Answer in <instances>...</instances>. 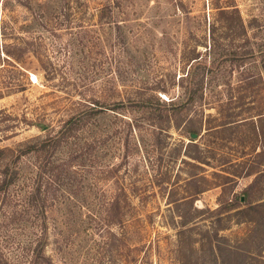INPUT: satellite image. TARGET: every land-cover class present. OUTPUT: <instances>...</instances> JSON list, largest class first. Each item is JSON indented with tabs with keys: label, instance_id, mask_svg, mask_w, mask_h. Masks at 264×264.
Listing matches in <instances>:
<instances>
[{
	"label": "rangeland",
	"instance_id": "obj_1",
	"mask_svg": "<svg viewBox=\"0 0 264 264\" xmlns=\"http://www.w3.org/2000/svg\"><path fill=\"white\" fill-rule=\"evenodd\" d=\"M94 101L53 151L22 152ZM2 182L12 264L43 236L41 264H264V0H0Z\"/></svg>",
	"mask_w": 264,
	"mask_h": 264
},
{
	"label": "trees",
	"instance_id": "obj_2",
	"mask_svg": "<svg viewBox=\"0 0 264 264\" xmlns=\"http://www.w3.org/2000/svg\"><path fill=\"white\" fill-rule=\"evenodd\" d=\"M232 56H236L239 55V52L236 50H233L230 52ZM196 56H193V58H195ZM199 59H195L194 62H192L190 64V67L188 70L185 71V77H184V83H183V89H184V93L186 95V99H193L196 94L198 93V91L201 88V83L204 77V68L203 70H201L200 72H196V68L197 65H199ZM169 102L163 101L162 104H172L175 105L178 103V101H172V99L168 100ZM141 103L143 105L146 106V104H148L147 106H149V102L147 100H141ZM110 105L114 106L117 104H122L121 101H114L112 103H109ZM152 106V105H151ZM101 106H98L97 103L90 105L89 107L83 109L82 111L78 112V113H74L72 115H70L68 118H66L63 122V124L61 125V127L54 133L49 134L46 138L43 139H38L36 141H31L28 142L27 144H25V146L21 149L22 152H29L32 150H44L46 152H51L53 151L56 146L68 135H71V132L80 124L81 120L84 119V117H87L90 114H95L96 112L100 111ZM193 128H187L185 130L186 134L188 136H191V133L193 132ZM193 158L197 159L198 161H200V157L198 156H192ZM256 172V171H255ZM41 173L42 170L40 171V177H38L37 180V184L34 186V188L32 189L31 193L28 196V200L29 203L33 206H35L38 209H42L43 205H42V180H41ZM260 176V171L257 172L254 175V178L252 179V181L248 184L247 186V191L248 189H250L254 183L258 180ZM205 178V175L202 174H198L195 173L194 175H192L188 181H192V180H197L199 181L200 179ZM12 181V178L10 179ZM8 181L7 183L11 182ZM5 182L0 183V192L2 189H4L5 187ZM203 188L200 187L198 189L197 192L201 191ZM245 190V192H246ZM117 204V203H116ZM112 205H114V202L112 203ZM110 204V207L112 206ZM234 203L232 199H228L226 197L222 198L220 200V204L218 206V208H216L215 211L220 212L221 210L223 211L224 208L225 210H228L232 207H234ZM192 209L193 212H199L202 211L203 208L202 207H197L192 205ZM207 210H209V208H207ZM181 216L183 217L180 221L182 222V225L185 224V222H187V218H185V214L181 213ZM185 216V217H184ZM196 225H189V226H185L182 227L180 229L177 230L179 237L184 234L187 231H190L191 229H193ZM45 236L40 237L36 243V246L33 250L31 259H30V263L29 264H41L44 262H50V259L48 257V255L46 254L45 250ZM0 264H12L11 260L8 256V254L6 253L4 247H2V245L0 244Z\"/></svg>",
	"mask_w": 264,
	"mask_h": 264
},
{
	"label": "water",
	"instance_id": "obj_3",
	"mask_svg": "<svg viewBox=\"0 0 264 264\" xmlns=\"http://www.w3.org/2000/svg\"><path fill=\"white\" fill-rule=\"evenodd\" d=\"M197 135V133H191V137H195Z\"/></svg>",
	"mask_w": 264,
	"mask_h": 264
},
{
	"label": "built area",
	"instance_id": "obj_4",
	"mask_svg": "<svg viewBox=\"0 0 264 264\" xmlns=\"http://www.w3.org/2000/svg\"><path fill=\"white\" fill-rule=\"evenodd\" d=\"M32 79H33L34 81H36V75H34V77H32Z\"/></svg>",
	"mask_w": 264,
	"mask_h": 264
}]
</instances>
